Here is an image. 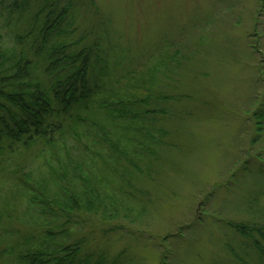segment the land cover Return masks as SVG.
<instances>
[{
  "label": "trees",
  "instance_id": "obj_1",
  "mask_svg": "<svg viewBox=\"0 0 264 264\" xmlns=\"http://www.w3.org/2000/svg\"><path fill=\"white\" fill-rule=\"evenodd\" d=\"M25 1L15 0V7L23 8ZM59 2L44 0L25 32L16 33V45L0 47V179L8 176L10 184L16 183L11 184L15 191L1 196V264H139L126 249L109 255L104 230L94 235L95 224L87 221H97L89 216L98 206L106 212L112 211L106 203L112 208L122 200L144 203L141 190L157 189L152 185L164 172L162 162L170 161V154L164 161L161 155L178 149L172 135L196 111L190 108L195 103L190 91L179 86L164 92L168 73L166 81L156 77L159 67L173 73L171 57L136 75L134 67L117 59L110 40L103 45L93 27L87 30L84 21L73 19L78 10L73 3ZM120 64L126 73H117ZM191 99L192 104L179 108ZM157 102L170 109L156 108ZM254 115L264 119L263 110ZM258 126L252 145L264 139ZM67 137L80 145L86 141L77 159L66 157L67 150L60 155ZM259 150L242 155L245 178L264 177V146ZM31 154L42 157L37 177L22 168ZM253 158L260 161L255 168ZM244 190L240 201L249 217L226 223L232 237L221 249L233 262L213 252L208 264H264V210L259 207L264 182L254 180ZM20 204L23 218L16 216ZM237 236L250 247H235ZM167 256L161 254L159 264H166Z\"/></svg>",
  "mask_w": 264,
  "mask_h": 264
},
{
  "label": "rangeland",
  "instance_id": "obj_2",
  "mask_svg": "<svg viewBox=\"0 0 264 264\" xmlns=\"http://www.w3.org/2000/svg\"><path fill=\"white\" fill-rule=\"evenodd\" d=\"M14 1L0 0V47L5 49L14 47L16 33L25 32L44 0H26L19 9ZM67 1L78 8L73 19L84 21L87 30L93 27L103 45L110 40L117 59L134 67L136 75L156 67L161 58L171 57L167 66L173 73L159 67L156 77L166 81L168 73L164 92H172L175 86L190 91L195 103L190 108L196 109L181 121L180 132L174 130L171 140L178 149L161 155L164 161L170 154V161L162 162L164 172L152 185L157 189L141 190L144 203L122 200L114 208L106 203L112 210L106 212L98 206L89 216L97 221H87L88 226L95 224L93 234L101 235L104 230L109 255L126 249L139 264H159L164 253L168 255L166 264H208L213 252L233 262L221 250L232 237L226 223L249 217L240 201L244 188L254 180L264 182L260 175L250 179L242 173L247 167L242 166V155L254 154L264 146V139L251 144L258 124L260 136H264V119L254 115L256 110L264 111V0ZM121 64L117 73L126 71ZM126 81L120 79L113 90ZM184 102L179 108L192 104V99ZM156 108L170 109L159 102ZM84 143L67 137L60 155L65 157L61 153L67 150L66 157L77 159ZM41 158L31 154L21 163L25 164L22 168L37 177ZM257 163L260 161L254 158L250 162L254 168ZM16 173L20 175V170ZM7 177L0 179V203L3 192L15 191L11 184L16 183L11 180L10 184ZM23 204L16 207L18 218L24 217ZM259 207L264 210V197ZM31 213L30 219L39 226L38 216ZM246 243L237 236L234 244L250 247Z\"/></svg>",
  "mask_w": 264,
  "mask_h": 264
}]
</instances>
